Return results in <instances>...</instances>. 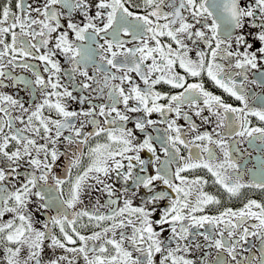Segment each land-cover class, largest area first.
I'll list each match as a JSON object with an SVG mask.
<instances>
[{
	"label": "snow or ice",
	"instance_id": "1",
	"mask_svg": "<svg viewBox=\"0 0 264 264\" xmlns=\"http://www.w3.org/2000/svg\"><path fill=\"white\" fill-rule=\"evenodd\" d=\"M0 264H264V0H0Z\"/></svg>",
	"mask_w": 264,
	"mask_h": 264
},
{
	"label": "flooded vegetation",
	"instance_id": "2",
	"mask_svg": "<svg viewBox=\"0 0 264 264\" xmlns=\"http://www.w3.org/2000/svg\"><path fill=\"white\" fill-rule=\"evenodd\" d=\"M206 87H208L210 90L216 92L217 94H220L219 91L217 89H215L210 82H206ZM253 155H255V153H253ZM249 167H251V164L249 165Z\"/></svg>",
	"mask_w": 264,
	"mask_h": 264
}]
</instances>
